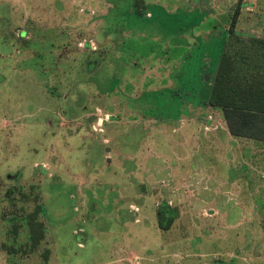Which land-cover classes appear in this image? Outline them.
<instances>
[{
	"label": "rangeland",
	"instance_id": "1",
	"mask_svg": "<svg viewBox=\"0 0 264 264\" xmlns=\"http://www.w3.org/2000/svg\"><path fill=\"white\" fill-rule=\"evenodd\" d=\"M134 2L0 0V264H264L263 143L193 132L224 124L205 83L237 5L264 37V0Z\"/></svg>",
	"mask_w": 264,
	"mask_h": 264
},
{
	"label": "trees",
	"instance_id": "2",
	"mask_svg": "<svg viewBox=\"0 0 264 264\" xmlns=\"http://www.w3.org/2000/svg\"><path fill=\"white\" fill-rule=\"evenodd\" d=\"M134 4L143 3L135 0ZM239 9L237 5L232 14L217 68L205 83L209 93L201 96L200 103L219 113L230 135L264 142V37L241 36L236 32ZM40 210L41 205L37 204L27 216L28 237L24 245H28L29 252L38 249L45 238V226L37 219ZM174 218V210L159 208L160 229H169ZM43 256L47 260L48 250Z\"/></svg>",
	"mask_w": 264,
	"mask_h": 264
},
{
	"label": "crops",
	"instance_id": "3",
	"mask_svg": "<svg viewBox=\"0 0 264 264\" xmlns=\"http://www.w3.org/2000/svg\"><path fill=\"white\" fill-rule=\"evenodd\" d=\"M215 112H217V111H215ZM208 114L211 115L210 113H208ZM220 119L224 122V120L222 119L221 116H220ZM214 122H215V120H214ZM173 131H174V129H173ZM193 132H194V134H197L196 135L197 137L200 136V138L202 139L200 141H202V143L206 145V149H207V147L214 148V146H217L218 148L232 147L233 149H235V148L239 149L242 147L247 148L248 146H251V147L253 146L252 145L253 143L250 142L251 139L239 138V137H234V136L230 135L225 122H224V124L219 123V125L212 124V122H208L206 126L199 127V128L197 127V129H195ZM205 137H208V138H205ZM206 139H208V140H206ZM246 140H248L249 142H246ZM261 142L264 145V142L263 141H261ZM184 172L186 173L187 171L185 170ZM262 177H264V175H262ZM255 186H256L255 187L256 193H263L264 194V184L255 185ZM220 187L223 188V186L221 185V182L218 179H214V181L212 183V194H213L212 198H215L218 195V192L220 193ZM228 191H229V189H228ZM257 191H259V192H257ZM213 210L215 213L217 212L216 208ZM263 223H264V218H261L262 228L264 229Z\"/></svg>",
	"mask_w": 264,
	"mask_h": 264
}]
</instances>
